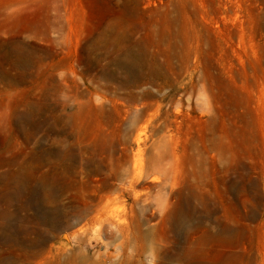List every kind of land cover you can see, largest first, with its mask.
I'll use <instances>...</instances> for the list:
<instances>
[{
	"label": "rangeland",
	"instance_id": "rangeland-1",
	"mask_svg": "<svg viewBox=\"0 0 264 264\" xmlns=\"http://www.w3.org/2000/svg\"><path fill=\"white\" fill-rule=\"evenodd\" d=\"M0 264H264V0H0Z\"/></svg>",
	"mask_w": 264,
	"mask_h": 264
},
{
	"label": "bare ground",
	"instance_id": "bare-ground-1",
	"mask_svg": "<svg viewBox=\"0 0 264 264\" xmlns=\"http://www.w3.org/2000/svg\"><path fill=\"white\" fill-rule=\"evenodd\" d=\"M135 115V114H134ZM135 117H136V115H135ZM143 117H145V116H143ZM142 118V117H141ZM133 119V118H132ZM132 119H130V120H132ZM129 120V125H130V128L134 131V130H136V125H138L136 122H133L134 120H136V119H134L133 121H130ZM129 133H131V132H129ZM127 134V133H126ZM129 135V134H128ZM155 135H157V134H155ZM154 135V136H155ZM124 137H125V135H124ZM126 137H127V135H126ZM128 137H130V136H128ZM161 139V138H160ZM157 140L159 141V139L157 138ZM139 141H140V139H139V137L137 138V136H136V142L137 143H139ZM155 141V140H154ZM158 145H160V142H156ZM156 143H155V145H156ZM139 145V144H138ZM153 148H154V145H153ZM155 148H156V146H155ZM157 148H159V146H157ZM156 148V149H157ZM151 150H152V145H151ZM140 152V149L138 150V153ZM139 155V154H138ZM150 158H151V156H149ZM157 157V156H156ZM156 157H154V158H156ZM158 158H159V156H158ZM161 158H159V160H160ZM129 160V159H128ZM136 160V159H135ZM155 161L154 159H153V157H152V159H151V161ZM158 160V161H159ZM127 161V160H126ZM148 161V160H147ZM138 162H139V160H138ZM140 162H141V160H140ZM139 162V163H140ZM157 162V161H156ZM135 163V162H134ZM133 163V164H134ZM150 164H152L151 162H149ZM148 163V164H149ZM158 163H161V162H158ZM157 163V164H158ZM131 164V163H130ZM141 164H143V163H140V166H142ZM148 164H146V165H148ZM149 164V165H150ZM154 164H156L155 162H154ZM154 164H152V165H154ZM81 165H83V164H81ZM128 165V164H127ZM144 165V164H143ZM129 166V165H128ZM132 165H130V167H131ZM134 166V169H133V167H131L133 170H135V172H134V177L136 178V179H139V177H140V171H141V169H140V166L138 167L137 166V164H135V165H133ZM156 167H158V165H155ZM149 168H151V167H149ZM148 169V168H147ZM154 169H155V167H154ZM130 170V169H129ZM146 170V169H145ZM144 170V171H145ZM149 170V169H148ZM132 171V170H131ZM147 171V170H146ZM101 170H97V169H95L94 171H93V173L94 174H97V175H99V174H101ZM149 172V171H148ZM130 173V172H129ZM129 173H127V174H129ZM131 173H133V171L131 172ZM144 173V172H143ZM148 174V173H147ZM133 175V174H132ZM132 175H130V176H128L129 177V179L132 177ZM144 175V174H143ZM131 180V179H130ZM140 180V179H139ZM142 180V179H141ZM138 182H140V181H138ZM105 198H106V202H107V204L111 201L112 202V200H113V198H111L110 196H108V195H106L105 196ZM99 217V216H98ZM107 222H108V224L110 223V221L109 220H107ZM113 222H114V225H115V228L117 229V230H119V231H122L124 228H125V226H124V222H121V221H119L118 219H114L113 220Z\"/></svg>",
	"mask_w": 264,
	"mask_h": 264
}]
</instances>
